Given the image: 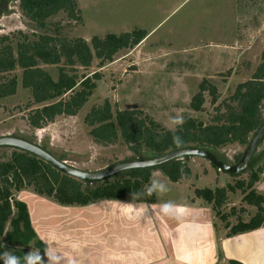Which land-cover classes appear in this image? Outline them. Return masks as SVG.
<instances>
[{
    "label": "rangeland",
    "instance_id": "rangeland-1",
    "mask_svg": "<svg viewBox=\"0 0 264 264\" xmlns=\"http://www.w3.org/2000/svg\"><path fill=\"white\" fill-rule=\"evenodd\" d=\"M75 2L79 20L71 19L66 12L61 11L47 19L44 29H39L34 22L23 16L18 0H0V37L8 36L15 49L16 44L22 41L19 33L30 40L37 39L39 35H59L69 40L82 38L89 45L92 37L103 38L106 34L119 35L144 30L149 35L140 46L118 51L111 62L102 64L93 59L90 67L84 69L76 65L78 76L97 75L93 79L95 89L75 116H58L42 129H33L28 124L29 112L41 105H30V91L21 86L22 70L16 68L10 72L8 77L15 76L17 79V89L15 95L0 100V136L22 137L32 141L39 147H45L53 157L62 159L67 165L81 171L94 172L121 161L150 157L145 155L133 158L135 154L124 143L120 134L112 144L94 142L89 134L91 127L85 123V117L92 108L108 101L113 115L116 111L123 110L141 112L165 131L176 130L177 127H170L168 121L170 116L177 113L184 120L191 118L203 125L212 124L214 117L225 114L227 104H235L230 101V97L239 84L251 79L264 50V0ZM59 66L39 65L53 79L57 78ZM203 81L215 88L216 102H212L208 91H205L202 109L195 112L190 109V102L199 92ZM262 117L264 118V99ZM246 146L247 144H227L214 149L213 153L224 163L234 165ZM13 150L11 147H0V160H8ZM180 162L189 171L188 177L181 180L190 179L188 183L186 181L176 185L161 171L151 172L150 181L158 179L168 189L163 193L155 192L156 203H191L187 196L192 199L194 192L187 188L188 185L195 187L194 190H213L234 186L242 181L245 188L249 174L256 170L260 172L254 189L264 197V187L256 189L259 185L264 186V142L259 143L247 167L235 175L218 171L201 157L190 156L180 159ZM122 177L118 173L108 179L117 180ZM144 190L145 187L141 192L144 193ZM142 196L144 199L147 197L146 194ZM243 196L241 189H235L234 192H227L226 200L220 208L213 209L209 204V217L217 228L228 232L226 220L232 226L238 220L249 221L257 213V208L244 202ZM13 197L24 203H31L33 200L54 202L47 196L35 193L32 187L14 192ZM142 200L132 198L131 202L146 203ZM199 201L207 206L204 200ZM218 210L227 219L222 220L216 215ZM232 210L234 211L230 214ZM89 212L84 211V214ZM37 219V229H46L44 220Z\"/></svg>",
    "mask_w": 264,
    "mask_h": 264
},
{
    "label": "trees",
    "instance_id": "trees-1",
    "mask_svg": "<svg viewBox=\"0 0 264 264\" xmlns=\"http://www.w3.org/2000/svg\"><path fill=\"white\" fill-rule=\"evenodd\" d=\"M18 7L23 16L34 22L39 29H44L47 19L61 11L66 12L69 18L79 20L76 16L75 0H18ZM19 35L22 41L16 44L15 49L8 36L0 37V100L15 95L17 79L8 75L20 68L21 86L31 94L30 105H41L29 112L28 124L33 129H42L58 116H75L95 89L93 79H96L97 75L78 76L76 65L84 69L90 67L93 59L102 64L111 62L118 51L138 46L147 33L144 30H134L119 35L106 34L103 38L95 36L92 37L90 45L82 38L69 40L59 35H39L37 39L30 40L21 33ZM40 64L60 65L57 78L53 79L43 71L39 67ZM205 91H208L212 102H216L215 88L203 81L199 92L191 99V110L201 111ZM263 99L264 50L251 79L239 84L230 97V101L235 104H227L225 114L214 117L212 124L203 125L186 118L185 123L175 131H165L141 112L123 110L116 111L113 115L108 101L102 106L92 108L85 117V123L91 127L89 134L98 144H112L120 134L124 143L135 154L133 158L145 155L157 157L184 147H198L214 154V149L227 144H248L250 137L264 119ZM174 135L183 139L179 146L173 142ZM25 141L33 144L32 141ZM262 142L264 137L260 143ZM40 148L48 152L45 147ZM13 149L8 160H0V253L8 252L20 258L29 250L44 254L46 246L36 237L26 204L14 199V192L32 187L35 193L47 196L64 206H86L104 199L131 201L132 198L151 203L154 201V193L144 199L141 191L149 184L153 170L161 171L171 183H177L189 175V171L180 162V159L188 158L185 156L155 167L123 171L121 179L107 178L87 182L62 174L29 152ZM217 158L224 162L220 157ZM259 172L260 170H256L249 174L248 182L245 183L247 190L243 188L244 182L240 181L226 188H202L194 191L196 197L203 199L213 209H218L224 204L228 191L241 189L244 202L257 208V213L247 222L238 220L230 226L226 220L228 237L264 227V197L258 195L254 189ZM135 193L141 195L135 196ZM216 215L222 220L227 219L219 210Z\"/></svg>",
    "mask_w": 264,
    "mask_h": 264
},
{
    "label": "crops",
    "instance_id": "crops-1",
    "mask_svg": "<svg viewBox=\"0 0 264 264\" xmlns=\"http://www.w3.org/2000/svg\"><path fill=\"white\" fill-rule=\"evenodd\" d=\"M187 200L191 203L174 205L171 214L162 212L165 203L155 199L98 200L86 206L25 203L31 226L46 246L45 264H264V227L228 237L209 217L208 203L202 205L195 193ZM37 218L46 229H37Z\"/></svg>",
    "mask_w": 264,
    "mask_h": 264
},
{
    "label": "water",
    "instance_id": "water-1",
    "mask_svg": "<svg viewBox=\"0 0 264 264\" xmlns=\"http://www.w3.org/2000/svg\"><path fill=\"white\" fill-rule=\"evenodd\" d=\"M264 137V119L260 126L252 134L242 156L238 162L234 165H228L222 162L217 156L211 152L201 149L198 147H184L178 148L172 151H169L163 155L150 158H138V159H129L126 161H121L116 164H113L109 167H106L102 170L89 172L81 171L73 168L72 166L67 165L64 161H59L48 152L41 149L38 145L31 144L23 139L12 137V136H0V147H11L18 150L29 152L44 162L51 165L53 168L65 174L67 176L73 177L78 180L95 182L107 179L115 174L121 173L130 169L137 168H150L165 164L169 161L179 159L185 156H196L201 157L207 160L212 166H214L218 171H222L231 175H235L243 171L252 155L254 154L257 146ZM264 187V186H263Z\"/></svg>",
    "mask_w": 264,
    "mask_h": 264
},
{
    "label": "clouds",
    "instance_id": "clouds-1",
    "mask_svg": "<svg viewBox=\"0 0 264 264\" xmlns=\"http://www.w3.org/2000/svg\"><path fill=\"white\" fill-rule=\"evenodd\" d=\"M185 123L183 116L180 113H177L175 116H170L168 124L170 127L175 128L178 126H182ZM173 142L179 146L183 143V139L179 135L173 136ZM167 186L161 182L158 179H151L150 183L148 185H145L144 193L146 195H151L154 192H166ZM135 196L141 195V193H135L133 194ZM174 208V205L171 202H167L164 205H162V212L165 214H171L172 210ZM53 259H58L57 257L53 256ZM0 261H2V264H45L44 254L33 252L29 250V252L25 253L23 258L17 257L14 254L3 252L0 253Z\"/></svg>",
    "mask_w": 264,
    "mask_h": 264
}]
</instances>
